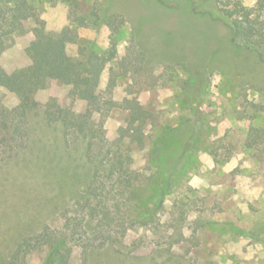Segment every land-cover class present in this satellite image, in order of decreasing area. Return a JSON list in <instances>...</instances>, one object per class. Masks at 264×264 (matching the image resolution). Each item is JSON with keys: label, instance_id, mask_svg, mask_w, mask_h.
Here are the masks:
<instances>
[{"label": "rangeland", "instance_id": "obj_1", "mask_svg": "<svg viewBox=\"0 0 264 264\" xmlns=\"http://www.w3.org/2000/svg\"><path fill=\"white\" fill-rule=\"evenodd\" d=\"M28 3L33 10L0 33V264H264V28L256 54L230 42L226 16L250 12L264 23V0ZM0 5L9 15L14 0ZM55 43L73 56L90 44L99 52L91 147L47 117L51 104L87 107L56 79L17 117V131L5 127L14 116L3 113L20 102L9 74L31 64L33 44L49 52ZM140 109L145 117L134 121ZM114 152L132 173L125 191V168L110 171ZM66 209L86 226L67 229ZM45 226L68 237L54 262L36 239ZM27 238L35 248L18 252Z\"/></svg>", "mask_w": 264, "mask_h": 264}, {"label": "trees", "instance_id": "obj_2", "mask_svg": "<svg viewBox=\"0 0 264 264\" xmlns=\"http://www.w3.org/2000/svg\"><path fill=\"white\" fill-rule=\"evenodd\" d=\"M29 9L33 10L32 5L28 3V0H14V5L11 7L12 12L7 15L0 5V33L5 35L13 31L14 27L5 29V23L12 20L17 13L25 12ZM226 16L230 28V42L236 47L248 49L258 54L259 48L254 39V35L258 28H264V23L260 20V15L253 16L250 12H247L243 15L236 16L233 11L228 9L226 10ZM40 22L42 24L44 23L43 21ZM260 22H262L263 25L258 27L257 24ZM109 26L114 28L111 23H109ZM60 36L61 41L70 38V36L66 34H61ZM30 51L32 57L31 64L16 69L8 76V87L18 95L20 102L10 111H5L3 113V117L14 116L12 124L8 125L6 121L5 127L9 130L10 127L13 126L17 131V129L20 128V122L17 117H27L29 111L37 106V101L35 99L36 92L39 89L44 88L49 80L56 79L64 84L70 85L71 93L75 97L85 99L87 101V107L84 112H76L72 109L51 104L46 108L47 117L55 122H61L68 131L76 130L82 133L85 137H90L89 147H91L94 136L93 134L90 136L89 132L96 131L90 126L94 122L93 115L99 105V86L103 71L98 50L93 44L80 46L78 56H73L67 54L62 43H55L49 52L38 51L35 44L31 46ZM108 55L110 59H115L117 57V41L113 34L111 36V48L108 51ZM133 117L134 121L139 120L141 117L144 119V111L141 109L137 110L134 112ZM140 125L136 128L138 133L142 131ZM102 127V125H99L97 130L100 131ZM137 138L141 142L140 135H137ZM109 162H111V172H115L118 165L125 168L119 173L121 190L125 191L126 188L131 187L133 185L132 173H129L130 169L126 166L125 161L120 159L119 152H114L113 157ZM124 165L126 167H124ZM98 175L99 172H96L88 185L90 192L95 193L97 190L94 188V184ZM82 203L86 204L87 201H77L75 206L81 205ZM159 203L160 206L163 201L161 200ZM100 204L104 210L103 222H107L109 219V212L107 213L105 209L106 205H103V203ZM63 215L66 219L65 226L67 229H70V231L79 230L86 226L84 225L85 223H83L84 218H78L76 215H71L69 209H66L63 212ZM132 222H134V220ZM55 233L56 232L52 231L50 227L45 226L42 233L36 236V239L40 240V242L42 241L41 243H47L49 245L50 262L56 261L59 255L63 252L62 248L66 246L68 239L67 234L63 233L58 235ZM31 242L32 239L27 238L19 245L18 252L23 253L30 248H35Z\"/></svg>", "mask_w": 264, "mask_h": 264}]
</instances>
